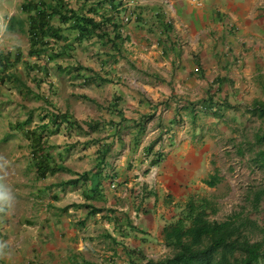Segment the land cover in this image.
<instances>
[{"label":"crops","instance_id":"1","mask_svg":"<svg viewBox=\"0 0 264 264\" xmlns=\"http://www.w3.org/2000/svg\"><path fill=\"white\" fill-rule=\"evenodd\" d=\"M127 5L140 4L132 1ZM142 6L148 23L136 27L141 29L138 31L126 27L124 58L114 64L111 83L102 86L113 88L108 104L121 97L119 105L127 121L116 118L110 133L113 148L100 173L86 166L88 159L96 162L98 146L82 143L84 137L76 136L73 141L65 123L51 124L59 112H69L81 122L83 101L69 103L67 96L62 107L54 106L51 113H41L40 108L34 111L39 120L31 128L48 125L44 139L50 155L47 159L56 169L44 181L34 168L30 141L16 129L33 109L24 111V106L17 108L12 102L2 113L0 110V135L4 131L0 136V162L4 159L1 201L8 200L11 189L14 193L12 204L8 200L0 205V264H134L136 250H144L152 258L150 246L165 247L164 229L174 215L178 219L181 164L190 160L189 173H196L204 156L209 163L210 151L206 153L203 136L215 135L212 124L205 121L198 133L202 142L193 144L192 133L183 128L189 122L186 107L181 109L179 101L202 105L213 96L218 102L229 101L233 109L225 112H232L243 109L240 104L246 94L264 90V0H149ZM122 66L129 71H120ZM135 71L141 78L135 77ZM20 108H24L22 115ZM179 113H185L186 119L180 121ZM7 114L11 122L5 118ZM146 116L153 118L145 120L139 140L132 123ZM162 128L172 137L164 136L163 144L156 146L163 145L165 159L155 168L144 147ZM6 133L9 139L4 142ZM7 146L12 149L5 159ZM76 159L81 161L78 168L70 165ZM93 178H99V186ZM71 179L79 181L66 184ZM112 182L121 187L115 189ZM5 188L9 190L5 192Z\"/></svg>","mask_w":264,"mask_h":264},{"label":"trees","instance_id":"2","mask_svg":"<svg viewBox=\"0 0 264 264\" xmlns=\"http://www.w3.org/2000/svg\"><path fill=\"white\" fill-rule=\"evenodd\" d=\"M20 10V15L9 19L7 31H19L27 35L30 42L28 57H34L37 60L33 64L27 63V66L46 78L49 77V63L68 57L73 59L75 48L83 47L85 44L96 45V53L102 58L104 66L111 62L118 63L124 58V44L127 41L123 31L124 16L134 15L137 20L142 13V10L138 8L137 14L130 12L124 0H23ZM22 62H24V55L20 51L0 52V83L5 84L8 80L19 81L15 70ZM58 68L63 73H67L72 80L82 79L86 85L110 82L108 77L102 76L91 67H83L78 62L76 65ZM83 97L86 98L84 95ZM88 100L97 104L93 98L88 97ZM119 102L121 97L117 96L112 104L106 107L99 105L100 108H106L113 117L104 124H109L110 127L116 126L117 117L122 123L127 121ZM200 104L205 111L214 113L218 117L222 116L227 109H233L229 101L218 102L213 96ZM189 106L192 109L189 111L190 116L197 118V104L190 103ZM189 106H186V110ZM39 108L34 109L27 121L23 124L19 123L16 129L24 132L25 137L30 141L34 168L38 177L45 179L56 169H54L55 165L47 159L50 155L44 139L48 135L46 133L48 125L43 126L44 128L42 126L31 128L34 123V111ZM247 113L259 116L264 123V100L255 99L247 109ZM181 116L182 114L179 113L180 121H182ZM45 118L47 116L42 119L45 120ZM150 118L153 117H142L138 123L137 121L132 123V127L138 129L139 140L146 129L145 120ZM51 120L54 121L51 123L54 126L65 123L70 129L71 138L88 137L97 129L99 130L103 124L99 119H89L81 123L69 112H59ZM159 127L161 128L162 125L160 124ZM164 135H167L168 139L172 137L168 129L162 128L160 134L144 147L152 166H158L165 159L163 145L156 149L158 144H163ZM106 137L91 139L92 143L99 144L95 162L99 173L113 148L110 137L107 140ZM255 142L260 148L255 154L254 161L264 168V126L256 132ZM84 144L88 145L89 140ZM220 179L216 172L206 183L215 187ZM78 181L79 179H71L66 184ZM263 192L264 189L257 192V202L261 199L259 194ZM217 212L218 208L209 199L203 198L196 201L190 198L185 206H178L177 221L164 229L165 244L173 248L174 254L152 259L136 250V255L142 257L140 259L135 256L132 262L134 264H264V226L259 225L244 212L231 214L223 221L211 220L209 215Z\"/></svg>","mask_w":264,"mask_h":264},{"label":"rangeland","instance_id":"3","mask_svg":"<svg viewBox=\"0 0 264 264\" xmlns=\"http://www.w3.org/2000/svg\"><path fill=\"white\" fill-rule=\"evenodd\" d=\"M133 1H137L141 7H143V3L149 0ZM21 2L22 0H0V17H3L4 15L8 16L10 13H13L15 16L20 15ZM132 9L133 8H131V10ZM126 26L128 28L130 27L132 30H141L136 28L138 26H136L135 21L127 22ZM2 31H4V26H0V51L12 50L19 46L21 52L25 56V59H28V63H34V61H36L35 58L29 59L27 57L29 41L25 34H22L19 31L14 33L7 31L2 33ZM25 62L26 61L22 62L15 70L16 76L20 79L19 81L12 80L13 82H11L8 80L7 83L0 84L1 113L3 112V108L12 106V102L15 103L17 108H19L21 105L24 106V111L27 109L34 110L38 107H40L41 113H43V110L52 111L51 107L54 105L62 107L63 100L69 96V103L72 101L77 102L78 100H81L85 103V108L83 110H79L78 108L76 109L80 111V116L83 118L81 121L101 118L100 120L103 122V124L99 130H96V135L101 138L111 136L110 133H112V127H110L109 124H104L110 120V118H113L111 117L109 111L106 108L98 107V105L85 100L81 96H89L97 100L98 103L102 104L103 107H106L108 105V100L106 99L107 97H110L111 92L113 91L112 86H110L109 89L100 87V85L85 86L83 80H72L71 77L63 73L61 69L58 68L70 63L78 62L85 67H91L95 71L101 72L100 68H102V65L100 58H98L96 54V45L93 46L92 44H85L83 47L78 46L75 48L73 59L68 57L49 63L48 78L37 73V71L31 70L27 67V65L25 66ZM117 67L119 70L121 66L119 65ZM129 69V67L122 66L120 71L125 72L129 71ZM107 70L110 73L111 71L116 70V68L112 65H109L107 68L102 69V71ZM134 75L135 77L140 78L142 76V74L138 73L137 71L134 72ZM110 76L112 75L110 74ZM127 86L129 87L130 84H127ZM198 87L196 90H198ZM73 96L79 98H75ZM25 97L27 98L25 99ZM100 97H104L105 100L101 102ZM45 99H47L48 102L45 101ZM51 99H53L55 102H53ZM255 99L264 100L263 88L259 93L255 92L245 95L240 104L243 109L239 108L237 110H232V112H225V114L219 117L213 115L210 116L209 113H206L205 109H202V111L206 114L203 112H198L196 109V113H198L200 117L193 118L189 115L190 110L185 109V113L188 115L189 122H184L183 128L186 129V132L189 134L192 133L193 144L198 145L200 142H202V138H199L201 136H198V133L201 132L200 124L204 123L205 121L209 122V125L212 124L210 129L213 130L215 135L211 136L208 133H204L203 144L208 145V150L206 153L208 154L210 151L209 156H207L209 163H206L207 159L205 156L202 158V162L204 163L200 167L193 163V167H199L196 172L197 174L195 171L189 173L190 160H186L185 165L181 164V166H183L184 172L180 174L181 178L178 179V203H181L180 206H185L190 198H194L196 201L205 198L209 199L218 208V212L216 214L209 215L211 220L223 221L231 214L236 212H244V214L249 215L253 220H256L259 225L264 226V192L259 194L261 199L259 202H257V192L264 189V168L260 167L259 164L254 161L255 154L260 148L255 142V134L261 127L264 126V123L263 120L259 118V116L247 113V109ZM180 102L182 104L186 103L185 100H181L179 103ZM23 109L24 108L19 109L20 115H22L21 111H23ZM103 116H106V118H103ZM186 117L183 119H186ZM5 118L8 119V114ZM8 120L11 122L12 118H9ZM38 120V112H34V121ZM207 122L205 124H207ZM220 127L221 129H224V131L221 132ZM3 134L4 131H1V135ZM5 135L6 139L4 142H7L9 136H7V133ZM109 137H106V140ZM75 140L76 137H74L73 141ZM88 145H93L91 139H89ZM11 149L12 148L8 149L7 146V154L5 159L9 157L11 152L8 151ZM94 149L95 148H93L92 151H94ZM192 159H194L193 156L191 160ZM108 160L109 159L105 161L103 168L107 166ZM3 162L4 159L1 160L0 167L3 165ZM78 162L81 161L76 159L75 161L70 162V165L72 167L78 168ZM179 163H181L180 160ZM86 166L88 169L94 168V159H88ZM5 168H7L5 171H9L10 169L8 165H5ZM27 172L29 173L30 170L28 169ZM216 172L219 174L221 179L215 187H211L206 182ZM191 175L193 176L191 177ZM95 177L98 176L96 175ZM92 181H94L96 186H99V178H93ZM120 187L121 184L117 185L115 189H119ZM13 196L14 193L11 189L8 196L10 204H12ZM43 203H46L45 199H43ZM173 217L175 220V215ZM174 220L172 222H174ZM116 235L120 236L119 233ZM138 239L139 238L136 237V240ZM158 247L159 244L155 243V245H151L149 248V251H151L150 254L153 255V259L170 256L174 253L172 247L165 246L161 247L160 249ZM163 249L164 251L160 253ZM143 251L141 252L143 253Z\"/></svg>","mask_w":264,"mask_h":264},{"label":"clouds","instance_id":"4","mask_svg":"<svg viewBox=\"0 0 264 264\" xmlns=\"http://www.w3.org/2000/svg\"><path fill=\"white\" fill-rule=\"evenodd\" d=\"M133 0H124V3H125V6L129 9V11L130 12H132V13H136L137 14V8L138 9H140V10H142V13H143V11H144V9L141 7V5H135L134 7H128V3L130 2H132ZM22 2H23V0H22ZM22 2H21V4H22ZM21 4H20V8H21ZM131 8H133L132 10H131ZM142 13L139 15V19H135V16L134 15H132V16H129V15H127V16H124V20H123V23H124V29H123V31H124V34H126L125 33V29H126V25H127V22H131V21H135V23H136V26H138V27H142L143 25H145V24H147L148 22L144 19V15H142ZM20 14H21V10H20ZM4 16H6V15H4ZM3 16V17H4ZM12 16H15V15H12ZM11 16V17H12ZM3 17H0V26H4V32L5 31H7V28H8V21H9V19L11 18H9V19H5V18H3ZM123 17V16H122ZM131 24V23H130ZM129 24V25H130ZM8 32V31H7ZM16 32H18V31H16ZM10 33H14V32H10ZM21 33V32H20ZM27 36V35H26ZM28 38V37H27ZM29 41V40H28ZM125 45H126V43L124 44V52H125ZM29 47H30V42H29ZM97 49V48H96ZM20 51L21 52V49L19 48V46L18 47H15L14 49H12V50H6V51ZM4 51V50H3ZM28 51H29V48H28ZM0 52H2V51H0ZM22 53V52H21ZM23 54V53H22ZM97 54V53H96ZM27 57H28V54H27ZM97 57L98 58H100V62H101V65H102V68H100V70H101V72H99V71H97V72H99L102 76H105V77H108L109 78V76H110V74L112 75V77H114V75H113V72L111 71L110 73H109V71L107 70V71H102V69H105V68H107V66H114V63L113 62H111V63H109V64H107L106 66H104L103 65V62H102V58L100 57V55L99 54H97ZM29 58V57H28ZM32 58H34V57H32ZM30 59V58H29ZM36 59V58H35ZM71 59V58H70ZM24 61H26L24 64H25V66L27 65V63L29 62L28 61V59H25V56H24ZM37 61V60H36ZM35 62V61H34ZM42 63H44V62H42ZM77 63V62H76ZM76 63H70V64H68L67 66H70V65H76ZM30 64H33V63H30ZM28 67V66H27ZM83 67H85V66H83ZM38 73V72H37ZM66 75H68L67 73H65ZM69 76V75H68ZM70 77V76H69ZM110 79V82H108V83H106V84H100V82L99 83H97V84H94L93 86H99L100 85V87H102V86H105V85H108V84H110L111 83V78H109ZM82 80V79H81ZM7 83V82H6ZM84 83V82H83ZM0 84H2V83H0ZM84 85L86 86V84L84 83ZM88 86V85H87ZM85 96V95H84ZM82 98H84L83 97V95L81 96ZM86 98H84L85 100H87V101H90V100H88V97L89 96H85ZM89 98H91V97H89ZM92 99V98H91ZM52 101H53V99H51ZM95 101H97V100H95ZM218 101V100H217ZM53 102H55V101H53ZM91 102V101H90ZM91 103H93V102H91ZM93 104H95V103H93ZM96 105H98V107H99V105H101L102 106V104H100V103H98V101H97V104ZM178 105L180 106V108L181 109H184L185 107H186V105H187V103H185V104H182L181 102L180 103H178ZM55 106V105H54ZM53 106V107H54ZM58 106V105H57ZM56 106V107H57ZM53 107H51V108H53ZM196 109H197V111L198 112H203L202 111V109H204L203 107H202V105H197L196 106ZM50 113H51V111H49ZM206 112H208V111H206ZM204 114H206L205 112H203ZM209 114H211V115H214L215 116V114L214 113H210V112H208ZM180 114H182V113H180ZM185 114V113H184ZM184 114H182V120H184L183 118H185V115ZM197 115H198V113H197ZM187 118H188V115H187ZM33 119H34V116H33ZM89 120V119H88ZM86 121V120H85ZM84 121H81V123H83ZM164 136H167V135H164ZM164 136H163V141H164ZM80 137V136H79ZM96 137H99V136H97L96 135V132L94 133V134H91L90 136H88V137H84V138H86V140L85 141H88L89 139H93V138H96ZM101 138V137H100ZM76 141V140H75ZM84 141V142H85ZM84 142H82V143H84ZM93 145H96V146H99V144H95V143H93ZM90 146V145H89ZM108 159V158H107ZM95 168H96V166H95ZM155 168H156V166H155ZM38 179L40 180V181H44V180H42L41 178H39L38 177ZM46 179V178H45ZM114 188L116 187V184H113V182H112V184H111ZM8 188H9V186H7ZM9 189H6L5 188V192H7ZM4 199L6 198V197H3ZM2 200V196H0V205H5L6 203H8L7 201L8 200H3V201H1ZM177 221V219L174 221V223ZM173 222H171L170 224H172ZM164 242H165V240H164ZM167 246V245H166ZM168 247H170V246H168ZM174 254V253H173ZM172 254V255H173ZM137 256V255H136ZM171 256V255H170ZM166 257V256H165ZM162 258H164V257H162ZM153 259V258H152ZM160 259V258H159Z\"/></svg>","mask_w":264,"mask_h":264}]
</instances>
